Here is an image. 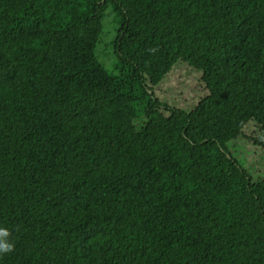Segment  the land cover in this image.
Masks as SVG:
<instances>
[{
	"label": "trees",
	"instance_id": "16d2710c",
	"mask_svg": "<svg viewBox=\"0 0 264 264\" xmlns=\"http://www.w3.org/2000/svg\"><path fill=\"white\" fill-rule=\"evenodd\" d=\"M0 227V264H264V0H0Z\"/></svg>",
	"mask_w": 264,
	"mask_h": 264
},
{
	"label": "rangeland",
	"instance_id": "374dc122",
	"mask_svg": "<svg viewBox=\"0 0 264 264\" xmlns=\"http://www.w3.org/2000/svg\"><path fill=\"white\" fill-rule=\"evenodd\" d=\"M119 19L116 17V14H114L110 9H108L105 12V16L102 22V36L100 39V43L97 46V53L99 56L100 61H102L103 64L107 66L108 69H111L112 65L110 64V60L103 59L100 56V53H102L103 57L110 52V48L108 47V44L115 36V31L118 27ZM106 46V47H105ZM112 60V58H111ZM172 89H179L180 85H177V82H173L170 85ZM182 97L184 98L185 95L182 94ZM236 157L245 164V154L242 148L237 149L235 152ZM246 163H250L248 159H246Z\"/></svg>",
	"mask_w": 264,
	"mask_h": 264
},
{
	"label": "clouds",
	"instance_id": "9594fccd",
	"mask_svg": "<svg viewBox=\"0 0 264 264\" xmlns=\"http://www.w3.org/2000/svg\"><path fill=\"white\" fill-rule=\"evenodd\" d=\"M11 232L0 227V256L10 254L14 251L15 245L10 240Z\"/></svg>",
	"mask_w": 264,
	"mask_h": 264
}]
</instances>
